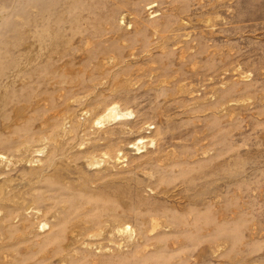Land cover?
I'll list each match as a JSON object with an SVG mask.
<instances>
[{
    "label": "rangeland",
    "instance_id": "1",
    "mask_svg": "<svg viewBox=\"0 0 264 264\" xmlns=\"http://www.w3.org/2000/svg\"><path fill=\"white\" fill-rule=\"evenodd\" d=\"M0 264H264V0H0Z\"/></svg>",
    "mask_w": 264,
    "mask_h": 264
},
{
    "label": "bare ground",
    "instance_id": "2",
    "mask_svg": "<svg viewBox=\"0 0 264 264\" xmlns=\"http://www.w3.org/2000/svg\"><path fill=\"white\" fill-rule=\"evenodd\" d=\"M112 110H113V108L110 109L111 112H112ZM117 116H118V114L117 115H113L114 118H117Z\"/></svg>",
    "mask_w": 264,
    "mask_h": 264
}]
</instances>
